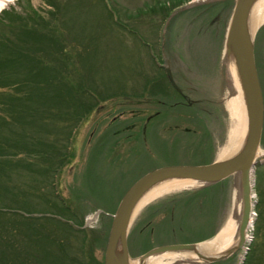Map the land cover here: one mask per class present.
<instances>
[{
  "label": "rangeland",
  "instance_id": "374dc122",
  "mask_svg": "<svg viewBox=\"0 0 264 264\" xmlns=\"http://www.w3.org/2000/svg\"><path fill=\"white\" fill-rule=\"evenodd\" d=\"M172 1L176 2L56 0L54 5L58 6L57 9L43 0H9L5 3L0 11L3 21L5 11L21 16L35 11L49 21H52V14H57L58 25L63 24L65 34L78 37L84 47L91 45L95 67V73H90L91 83L95 93L104 98L74 132L69 144L73 160L61 167L53 180L55 188L50 180L42 183L40 189H37L36 182H32L19 184L18 190H14L21 214L43 209L45 205L37 194L51 193L55 189L61 199L69 202L80 214L82 228L93 231L105 229L108 234L111 216L121 198L144 174L163 166L208 164L217 160L220 151L228 147L231 117L227 105L242 95L238 75L231 66L225 44L229 18L225 24L223 17L222 24H214L206 15L200 16L203 14L201 10L189 11L199 4L220 0H180V5L177 2L179 6L172 8L171 16L166 18L161 13L160 4L171 6ZM263 48L264 26L254 41L255 63L264 94ZM167 59L171 61L176 76L179 70L183 72L180 83L191 105L168 83L164 73ZM114 94L117 96L113 97ZM238 101V108L243 110L242 98ZM193 104L198 107L192 109ZM2 116L7 114L0 110ZM260 150L264 152V123ZM19 160L7 162L10 170L16 172L19 169ZM28 161L36 160H25ZM256 175L260 176V186L264 189V153L256 159L253 191L256 204L249 238L246 237L245 243L225 259L228 260L226 264H244L253 240L258 204ZM229 180V197L227 203H223L222 215L216 225L219 230L239 204L237 178L233 176ZM179 192L183 191L158 196L134 218L127 238L130 258L139 259L157 246L183 243L174 241L164 224H149L146 213L147 210H155L158 206L155 203L160 199ZM51 197L57 201L54 194ZM204 226L186 224L187 229L180 234V239H190L193 235L206 237L210 231ZM218 232L207 240L214 239ZM192 263L204 264H185Z\"/></svg>",
  "mask_w": 264,
  "mask_h": 264
},
{
  "label": "trees",
  "instance_id": "16d2710c",
  "mask_svg": "<svg viewBox=\"0 0 264 264\" xmlns=\"http://www.w3.org/2000/svg\"><path fill=\"white\" fill-rule=\"evenodd\" d=\"M43 1L48 6L56 3ZM177 2L180 0L172 1L171 6L160 4L164 17L171 16L172 8L180 5ZM233 5L234 0L205 2L189 11L201 10L200 16L206 15L214 24H222L223 17L225 24ZM4 15V21L0 17V110L7 116L0 117V264H103L101 251L108 236L105 229L82 228V217L61 199L57 190L37 194L40 185L47 181L51 180L55 188L53 180L61 167L73 160L69 144L74 132L104 101L91 83L90 73H95L91 45L84 47L78 37L65 34L63 24L58 25L57 14H52V21L35 11L26 16L5 11ZM173 75L181 87L183 72L179 70V77ZM197 107L193 104L192 109ZM18 158L19 169L10 170L7 162ZM29 158L36 161L25 162ZM20 172L24 173L19 175ZM259 179L256 175L257 219L244 264H264V189ZM32 182H36L37 197L45 207L44 211L24 215L19 212L17 194L13 192L19 184ZM229 187L228 178L166 196L155 203V210H147L149 224H164L174 241L198 243L210 239L219 230L216 225L223 203H227ZM186 224H205L210 234L180 239Z\"/></svg>",
  "mask_w": 264,
  "mask_h": 264
},
{
  "label": "water",
  "instance_id": "95a60500",
  "mask_svg": "<svg viewBox=\"0 0 264 264\" xmlns=\"http://www.w3.org/2000/svg\"><path fill=\"white\" fill-rule=\"evenodd\" d=\"M255 1L234 0L225 33L227 50L229 54L231 51L234 55L236 72L247 116V129L243 148L234 157L224 161L218 162L214 160L203 165L163 166L147 172L135 181L125 192L115 213L111 216L112 221L104 248L103 264H117L114 260V254L119 243L122 244L125 255L130 257L127 249V238L137 202L151 185L173 178L198 183L196 188L179 190L187 191L213 185L235 176L237 178L238 193L241 198V216L238 224V233L242 238L241 245L245 243L244 240L247 232L253 226V208L256 204L253 201L255 196L253 191L255 185L256 153L260 150L264 123L263 96L254 57L255 36L263 24L258 27L253 36L247 32V19ZM166 74L173 88L179 91L169 68H166ZM197 244L200 243H175L157 246L146 251L139 259L144 261L149 257L164 253H190L194 251ZM239 247L234 251H237ZM234 251L227 254L214 255L213 253L202 255L199 252H195L194 254L200 260L199 262L213 264L227 259Z\"/></svg>",
  "mask_w": 264,
  "mask_h": 264
},
{
  "label": "bare ground",
  "instance_id": "6f19581e",
  "mask_svg": "<svg viewBox=\"0 0 264 264\" xmlns=\"http://www.w3.org/2000/svg\"><path fill=\"white\" fill-rule=\"evenodd\" d=\"M9 0H3V7ZM3 7H0V11ZM264 23V0H256L247 19V32L253 36L260 25ZM231 66L236 72V64L233 53L230 51ZM239 82V81H238ZM242 98L243 110L238 108V99ZM238 99H232L228 102L227 109L231 117V129L229 133L228 147H225L220 151L217 161H224L234 157L243 148L246 136V123L247 116L243 103L242 95ZM240 114V116H239ZM264 152L258 150L256 156L262 155ZM198 186L195 181L184 180L179 178H173L168 180L159 181L151 185L145 193L141 196L137 202L133 219L137 216L140 210L150 201L154 200L158 196L166 193H172L175 191L194 188ZM239 196V204L233 210L231 217L224 225L222 231L214 239L197 244L193 252L186 253H164L149 257L148 259L141 261L140 259H132L125 255L122 244H118L115 249L114 260L117 264H185L191 262H199L200 260L195 256V252H199L202 255L214 254H227L234 251L241 245L242 238L238 233V224L241 216V198ZM240 205V206H239ZM239 215V218H238ZM193 264V263H192Z\"/></svg>",
  "mask_w": 264,
  "mask_h": 264
},
{
  "label": "flooded vegetation",
  "instance_id": "af4514ba",
  "mask_svg": "<svg viewBox=\"0 0 264 264\" xmlns=\"http://www.w3.org/2000/svg\"><path fill=\"white\" fill-rule=\"evenodd\" d=\"M264 26V23H263V25L261 26V28ZM263 56H264V48H263ZM165 64L167 65V66H165L164 67V73H165V75H166V79H167V81H168V83H170L169 82V80H168V78H167V74H166V68H169V71H170V73H171V75H172V78H173V80L175 81V83H176V85H177V87H178V89H179V91H177V90H175L174 88H173V86H172V88H173V90L177 93V95H179L180 97H182V99L183 100H185V101H187L188 102V104H190L191 105V103H190V101L188 100V98H187V95L184 93V90L178 85V83H177V81L174 79V72L172 71V65H171V62L167 59L166 61H165ZM258 78H259V76H258ZM260 82V81H259ZM261 89H262V87H261ZM262 96H263V104H264V94H263V91H262ZM174 105H176V104H174ZM174 107V106H173ZM156 115H158V112H156ZM224 227V226H223ZM223 227L221 228V230H220V232L222 231V229H223ZM219 232V233H220ZM218 233V234H219ZM218 236V235H217ZM216 236V237H217ZM215 237V238H216ZM208 241V240H207Z\"/></svg>",
  "mask_w": 264,
  "mask_h": 264
},
{
  "label": "clouds",
  "instance_id": "9594fccd",
  "mask_svg": "<svg viewBox=\"0 0 264 264\" xmlns=\"http://www.w3.org/2000/svg\"><path fill=\"white\" fill-rule=\"evenodd\" d=\"M0 7H3V0H0Z\"/></svg>",
  "mask_w": 264,
  "mask_h": 264
}]
</instances>
